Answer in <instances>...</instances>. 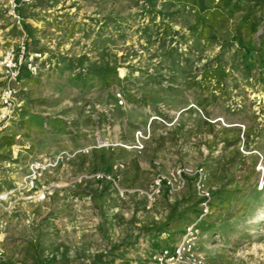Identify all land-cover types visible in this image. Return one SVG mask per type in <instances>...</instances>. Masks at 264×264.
Masks as SVG:
<instances>
[{"label":"rangeland","instance_id":"374dc122","mask_svg":"<svg viewBox=\"0 0 264 264\" xmlns=\"http://www.w3.org/2000/svg\"><path fill=\"white\" fill-rule=\"evenodd\" d=\"M15 1L19 17L0 0V264H155L193 222L209 263L264 264V93L231 25L200 34L174 0ZM177 170L184 186L148 207L140 191Z\"/></svg>","mask_w":264,"mask_h":264},{"label":"trees","instance_id":"16d2710c","mask_svg":"<svg viewBox=\"0 0 264 264\" xmlns=\"http://www.w3.org/2000/svg\"><path fill=\"white\" fill-rule=\"evenodd\" d=\"M174 1H182L188 4L191 10H194L193 28L199 29L200 34H215L217 28L231 25L227 27L231 36L227 47L236 42L233 58H237L245 75L253 77L260 84V89L264 93V0ZM221 20L223 25H221ZM101 75L105 85L113 82L116 78V72L113 69H105ZM227 76L224 65L219 64L217 61L214 63V67L205 73V78H213L216 85L222 84ZM175 218V214H171L166 223L157 227H147L144 230L152 238H156L165 232V226ZM181 219L184 221V218Z\"/></svg>","mask_w":264,"mask_h":264},{"label":"built area","instance_id":"2783aa9c","mask_svg":"<svg viewBox=\"0 0 264 264\" xmlns=\"http://www.w3.org/2000/svg\"><path fill=\"white\" fill-rule=\"evenodd\" d=\"M24 1H30V0H24ZM11 7H12V13L14 16L19 17L15 13V7L17 6V3L15 0H10ZM6 65L8 67L15 66V63L11 58H6ZM17 76V72L13 73V77L15 78ZM12 90L10 88H7L4 91L3 95V101L7 103V100L9 96L11 95ZM36 169L38 167H35ZM35 169H32V175L35 173ZM182 171L177 170L175 173L171 174V177L169 176H157L151 183L150 188L148 190H142L140 193L145 197L148 207L152 204L155 197H157L161 192L164 185H166L170 189L178 190L185 184V179L182 176ZM199 175V178L202 175V169H198L196 171ZM32 175H29L27 178H29L30 182H32ZM105 175L97 174V177H104ZM110 178L109 176H107ZM113 182L116 186V190L118 192V195L123 198L125 197V194L127 192L126 189L119 187L115 180L113 179ZM201 180L197 182V189L200 192V196L202 198V206H203V214L207 212L208 209V201L210 198L209 192L202 188L201 186ZM196 233H197V227L196 222L190 223L186 225L183 228V232L181 233L178 240L172 245V246H164L152 254V260L155 264H211L209 263L203 256L195 252L194 245H195V239H196Z\"/></svg>","mask_w":264,"mask_h":264},{"label":"crops","instance_id":"0c3cea01","mask_svg":"<svg viewBox=\"0 0 264 264\" xmlns=\"http://www.w3.org/2000/svg\"><path fill=\"white\" fill-rule=\"evenodd\" d=\"M157 238V237H156ZM155 239V238H154Z\"/></svg>","mask_w":264,"mask_h":264}]
</instances>
